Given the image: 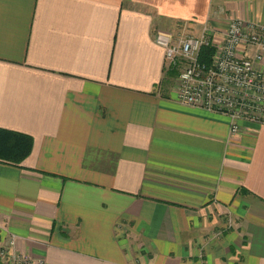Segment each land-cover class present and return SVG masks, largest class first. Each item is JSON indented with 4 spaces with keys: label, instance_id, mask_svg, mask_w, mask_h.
<instances>
[{
    "label": "crops",
    "instance_id": "1",
    "mask_svg": "<svg viewBox=\"0 0 264 264\" xmlns=\"http://www.w3.org/2000/svg\"><path fill=\"white\" fill-rule=\"evenodd\" d=\"M235 19L264 0H0V128L33 138L0 161L1 239L45 264H264V125L181 104L155 41Z\"/></svg>",
    "mask_w": 264,
    "mask_h": 264
},
{
    "label": "built area",
    "instance_id": "2",
    "mask_svg": "<svg viewBox=\"0 0 264 264\" xmlns=\"http://www.w3.org/2000/svg\"><path fill=\"white\" fill-rule=\"evenodd\" d=\"M205 27L200 37L159 32L155 41L165 49L166 60L179 70L178 101L186 106L227 115L231 132L241 122L264 125V24L232 20L223 37L216 40ZM215 53L210 63L201 61L205 47ZM250 49L255 50L253 56ZM1 228V227H0ZM17 236L0 237V264H45L17 252Z\"/></svg>",
    "mask_w": 264,
    "mask_h": 264
},
{
    "label": "trees",
    "instance_id": "3",
    "mask_svg": "<svg viewBox=\"0 0 264 264\" xmlns=\"http://www.w3.org/2000/svg\"><path fill=\"white\" fill-rule=\"evenodd\" d=\"M214 53L213 47H205L202 51L201 61L210 63ZM32 149L33 138L30 135L0 128V161L21 165L31 154Z\"/></svg>",
    "mask_w": 264,
    "mask_h": 264
},
{
    "label": "rangeland",
    "instance_id": "4",
    "mask_svg": "<svg viewBox=\"0 0 264 264\" xmlns=\"http://www.w3.org/2000/svg\"><path fill=\"white\" fill-rule=\"evenodd\" d=\"M184 33H187V34H192V35H193V34H196V33H195V32H193V31H192V32H191V31H189V32H188V31H184Z\"/></svg>",
    "mask_w": 264,
    "mask_h": 264
}]
</instances>
